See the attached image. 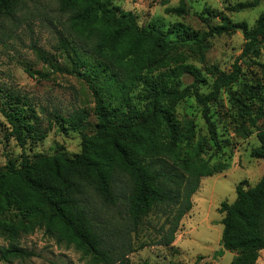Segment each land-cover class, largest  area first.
<instances>
[{
  "label": "trees",
  "instance_id": "16d2710c",
  "mask_svg": "<svg viewBox=\"0 0 264 264\" xmlns=\"http://www.w3.org/2000/svg\"><path fill=\"white\" fill-rule=\"evenodd\" d=\"M20 1L0 0V15H10ZM236 1L226 10L235 13L264 6V0ZM59 10L68 14L69 30L89 43L93 56L89 61L75 50L70 54L61 39L68 66L43 58L50 69L38 76L47 79L61 72L86 82L94 101L95 121L90 124L86 111L70 117L69 127L81 139L80 151L72 156L58 149L49 155L23 152L19 162L9 160L0 166V238L5 243L0 247V262L34 256L21 246V238L40 230L57 245L73 247L88 264H130L129 255L135 251L131 233L143 226L151 212L165 216L169 225L158 245H171L181 218L192 207L191 197L200 179L229 168L224 163L208 165L201 160L202 140L188 145L181 156L182 141L190 144L194 140V124L191 120L179 123L175 109L193 96L202 108L215 147L227 144L217 136L208 104L238 81V60L260 56L264 11L252 26L232 22L222 13L221 22L210 25L214 12L206 7L199 15L206 31L169 37L179 33L180 23L165 31L154 25L140 27L114 0H59ZM165 11L184 15L186 0ZM236 32L244 40L240 56L227 73L213 67L217 73L210 91L201 95L200 84L205 80L199 69L184 63V50L207 47L210 39ZM258 65L264 74V64ZM186 73L193 81L184 86L181 77ZM28 74L34 77L33 72ZM136 89L140 106L131 99ZM243 91L264 101L255 89L245 86ZM230 101L257 130L259 146L251 156L264 159V125L257 126V119L264 122V112L255 117L238 98L231 96ZM13 105L7 118L12 135L23 147L26 135L36 134L22 113L25 110L18 103ZM118 174L130 180L128 195L114 192ZM121 205L125 207L123 214ZM218 211L223 215L221 249L214 256L228 251L234 253L229 264H255L264 250V176L252 187L246 181L239 182L235 200L222 202Z\"/></svg>",
  "mask_w": 264,
  "mask_h": 264
},
{
  "label": "rangeland",
  "instance_id": "374dc122",
  "mask_svg": "<svg viewBox=\"0 0 264 264\" xmlns=\"http://www.w3.org/2000/svg\"><path fill=\"white\" fill-rule=\"evenodd\" d=\"M236 2L186 0V13L176 16L165 10L176 7L179 0H114L120 11L131 15L140 27L154 25L165 31L170 25L180 23L179 33L169 37L206 31V25L199 19L206 7L214 12L210 25L221 22L222 13L232 22H246L252 26L264 11L263 5L235 13L226 10ZM61 39L67 43L70 54L75 50L91 60L93 55L89 43L69 30L68 14L59 10V0H21L10 15H0V166L9 160L19 162L23 152L29 156L49 155L58 149L72 156L80 151L81 139L69 127L70 117L75 112L86 111L90 124L95 121L94 101L86 82L61 72L53 73L47 79L38 76L50 69L43 58L62 67L68 66L59 43ZM243 44L242 34L236 32L210 39L207 47L198 45L184 50V63L199 69L205 80L200 84L201 95L209 93L217 72H229L240 56ZM238 64L241 67L238 81L229 90L222 89L217 99L208 104L218 138L227 141L221 149L213 144L202 117V108L193 96L181 101L175 109L179 123L191 120L194 124V140L190 144L182 141L179 148L181 156H184L188 145L192 147L202 140L201 160L208 165L224 163L229 168L200 179L199 187L191 197L192 207L181 218L171 245H158L169 225L165 216L151 212L143 226L136 233H131L135 251L129 255L130 264H229L234 257V253L228 251L221 257L214 256L221 249L220 220L223 215L218 209L222 202L235 200V187L239 182L246 181L252 187L264 176V159L251 156V151L259 146L257 130L249 125L246 115L238 111L230 97L238 98L255 117H258V112H264V101L260 102L243 91L245 86L255 89L264 99V74L258 65L264 64V42L257 59L242 58ZM29 72H33L34 77H30ZM181 80L185 86L193 81V77L186 73ZM137 94L138 89L131 93V99L134 105L140 106ZM13 103H18V107L25 110L22 113L36 134L26 135L23 147L12 135V126L7 118ZM262 125L264 122L257 119V126ZM130 185L128 178L118 174L113 184L114 192L128 195ZM120 210L123 214L124 205ZM4 245L0 238V247ZM21 246L32 251L34 256L0 264H88L73 247L57 245L40 230L23 236ZM255 264H264V250L259 252Z\"/></svg>",
  "mask_w": 264,
  "mask_h": 264
}]
</instances>
